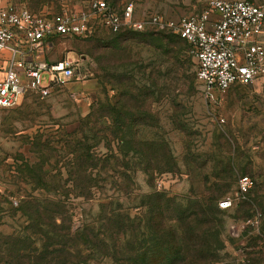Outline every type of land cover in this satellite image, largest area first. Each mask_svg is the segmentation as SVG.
Here are the masks:
<instances>
[{"label": "rangeland", "instance_id": "rangeland-1", "mask_svg": "<svg viewBox=\"0 0 264 264\" xmlns=\"http://www.w3.org/2000/svg\"><path fill=\"white\" fill-rule=\"evenodd\" d=\"M1 1L59 18L86 8L92 0ZM109 1L120 7L132 2L141 16L160 13L179 18L209 9L208 0ZM247 1L264 4V0ZM158 40L156 35L151 40L133 33L118 37L100 26L83 38L47 40L41 55L48 62L76 60V74L55 84L46 97L28 92L13 107L0 108V264H5L6 236L42 242L37 219L24 210V198H41L48 210L63 211V219H57L59 227H53L55 234L40 226L60 246L77 248L83 260L78 264H129L128 240H136L141 255L170 243L152 231L158 221L155 214L176 226L175 218L183 214L178 208L223 196L230 197L233 206L217 212L221 242L218 258L210 264H256L257 259L264 264L262 246L252 243L264 238V209L253 201L260 198L264 205V73L253 83L236 85L211 100L197 84V62L188 43H181L177 62L162 53ZM3 71L4 64L0 78ZM129 76L142 90V98L153 92L145 105L149 111L140 116L146 122L142 137L164 140L172 152L173 171L155 174L153 185L144 172L149 162L131 150V127L124 123L120 133L115 118L96 112L116 108ZM156 78L158 84L152 85ZM48 79L44 74L42 83ZM93 121L99 127L106 121L114 134L89 129L94 128ZM79 141L86 143L92 162L97 163L86 180L77 174ZM243 175L255 180L245 196L237 188ZM83 180L94 185L90 197L78 193L76 186ZM161 202L162 212L157 209ZM49 216L42 221H51ZM159 261L157 256L146 259L147 264Z\"/></svg>", "mask_w": 264, "mask_h": 264}, {"label": "built area", "instance_id": "built-area-1", "mask_svg": "<svg viewBox=\"0 0 264 264\" xmlns=\"http://www.w3.org/2000/svg\"><path fill=\"white\" fill-rule=\"evenodd\" d=\"M208 4L202 12L172 18L160 13L138 15L132 2L120 7L92 0L84 9L49 18L0 0V60L4 61L0 108L13 107L28 92L46 97L55 84L72 79L76 60L48 62L41 55L47 40L85 37L99 26L113 34L153 31L179 36L196 59L197 84L211 100L236 85L253 83L264 73V4L247 0H208ZM44 74L49 76L47 84L42 83ZM254 185L250 176H240L238 193L245 196ZM218 206L227 209L233 201L223 197Z\"/></svg>", "mask_w": 264, "mask_h": 264}, {"label": "trees", "instance_id": "trees-1", "mask_svg": "<svg viewBox=\"0 0 264 264\" xmlns=\"http://www.w3.org/2000/svg\"><path fill=\"white\" fill-rule=\"evenodd\" d=\"M107 1L115 5V2ZM127 33L140 35L145 38H150L151 40H154L155 35L158 36V48L161 49L165 56L177 62L180 60V55L182 54V50L180 49L181 43L186 42L179 36L169 32L123 31L114 35L123 37L126 36ZM127 79L129 84H127L125 89L121 92L116 108L109 113H100L99 110L96 112L105 118H115L114 123L120 133L123 131L124 123H127V125L131 127L133 131V134L131 132L129 133L132 134V138L129 140L131 150L140 154L149 162L147 166H145L144 172L149 177V184L153 185L155 174L158 172L173 171L171 167V165H173L172 152L168 142L164 140L145 139L142 137V126H145L146 122H142L140 116L144 114L145 111H149L150 108L148 106L145 107V105L147 99L153 92L151 91L149 95H147V93L144 94L142 98V90L135 84L134 77L129 76ZM157 84L158 79H153L152 85ZM125 116L128 118L126 122L123 121ZM93 123L94 128L93 126L89 128L93 131L95 129L99 133L108 132L109 134H114L115 132L113 127L109 126L106 121H104L103 125L100 127L98 126V121H93ZM119 132L118 135H120ZM118 135L117 138L119 137ZM119 139L123 141L124 138L120 136ZM76 152L77 158L79 159L77 163V174L82 173L79 175L84 176L86 180V174L90 173L91 170L96 167L95 165H97V163L92 162L91 159L93 154L88 149L85 142L79 141V147L76 149ZM161 163L169 165L170 167L163 170L162 166H160ZM248 172L251 171L245 170V173ZM127 176L130 178L129 175ZM213 185H215V183ZM93 187V184H90L88 181L84 182V180L76 186L79 195L84 197L91 196ZM220 193L221 192H219V195ZM219 199L208 197L201 202H195L184 210L178 208L183 211V214L175 218L177 222L176 226L168 224L163 216H160V219H158L159 214H155L153 217L158 221L155 222L152 231L157 235L167 238L170 243L165 248L147 249L141 255L138 252L139 249L134 246L136 240H128V245H130V243L132 245L129 246L128 249L130 251L128 255V259H130L129 264H147L146 259L148 256L159 257L160 261L158 264H210L215 261L218 258L217 250L221 242L219 238L220 221L217 217V212L220 209L218 207ZM215 200L217 206L214 205ZM253 201L261 207V210L264 209L263 202L260 203V198H255ZM42 202L43 200L41 198H24L23 206L24 210L28 212L33 219H37L38 221L35 227L37 232L41 233L43 236V238H41V244L38 245L35 242L33 243L30 238L6 236L7 246L5 247V252H3L5 253L3 256L5 264H78L83 261L78 254L79 251L76 250L77 248L71 245L60 246L59 242H54L53 236H50L47 231L41 228V224L46 225L47 228H51L49 230L50 233L55 234L56 232L53 227H59L57 219L60 217L63 219L64 217L62 214L63 211L57 214L48 210V207L43 206ZM157 209L160 212L164 210L163 202L157 206ZM47 213H50L49 217L51 221L43 222L42 219ZM261 229L264 233V222ZM259 239L264 240L263 237H257L256 239H252V243H254V247L262 246L260 253L264 257V244L259 245ZM142 259L145 260V263L142 262ZM259 260L260 259H257L256 264L259 263Z\"/></svg>", "mask_w": 264, "mask_h": 264}, {"label": "crops", "instance_id": "crops-1", "mask_svg": "<svg viewBox=\"0 0 264 264\" xmlns=\"http://www.w3.org/2000/svg\"><path fill=\"white\" fill-rule=\"evenodd\" d=\"M3 61V60H2ZM1 65L4 64V61L2 63H0Z\"/></svg>", "mask_w": 264, "mask_h": 264}]
</instances>
